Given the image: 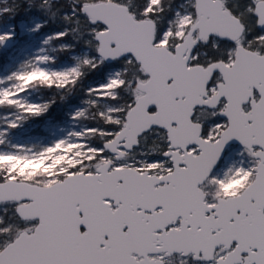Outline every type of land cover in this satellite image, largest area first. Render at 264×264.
I'll return each mask as SVG.
<instances>
[{"label": "snow or ice", "instance_id": "1", "mask_svg": "<svg viewBox=\"0 0 264 264\" xmlns=\"http://www.w3.org/2000/svg\"><path fill=\"white\" fill-rule=\"evenodd\" d=\"M0 264H264V0H0Z\"/></svg>", "mask_w": 264, "mask_h": 264}, {"label": "rangeland", "instance_id": "2", "mask_svg": "<svg viewBox=\"0 0 264 264\" xmlns=\"http://www.w3.org/2000/svg\"><path fill=\"white\" fill-rule=\"evenodd\" d=\"M63 126V125H62Z\"/></svg>", "mask_w": 264, "mask_h": 264}]
</instances>
